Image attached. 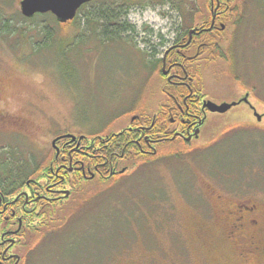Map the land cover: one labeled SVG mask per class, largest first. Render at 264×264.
Returning <instances> with one entry per match:
<instances>
[{"label":"rangeland","instance_id":"rangeland-1","mask_svg":"<svg viewBox=\"0 0 264 264\" xmlns=\"http://www.w3.org/2000/svg\"><path fill=\"white\" fill-rule=\"evenodd\" d=\"M0 2L12 24L31 27L23 38L19 33L0 34V114L15 122L1 124L0 150L9 149L15 160L40 163L50 155L57 134L110 132L126 125L134 112L162 110L169 102L165 77L161 68L151 71L146 55L153 57L147 51L155 47L158 58L176 34L206 23L212 15L211 0H97L83 8L68 30L46 21L48 16H38L57 35L45 42L38 28L21 22L20 1ZM122 2L131 31L106 40V34H98L100 22L95 28L87 25L85 14L117 9ZM247 4L243 21L235 28L227 22L225 31L214 37L223 48L232 33L238 37L236 75L228 61L211 55L206 35L184 52L193 57L189 69L207 98L231 102L253 86L251 106L241 103L222 114L210 113L208 130H223L212 145L203 148L208 136L204 133L185 146L193 152H184L182 144L161 147L152 163L132 173L129 169L110 185L90 188L95 195L109 187L93 197L94 204L75 210L85 199L80 197L79 204L69 199L47 209L46 215L60 218L54 226L69 219L41 242L40 232L26 233L28 242L19 251L34 246L32 264H245L221 228V211L234 198L220 199L216 193H229L223 183L238 180L237 188L251 189L249 197L241 198L264 210V0ZM179 6L189 14L184 16ZM149 8L158 10L166 23L144 21L137 27L129 19L130 10L143 13ZM59 37L67 40L60 42ZM141 94L142 110L130 112ZM251 107L262 114L261 122ZM176 150H182V156ZM42 220L47 227V217ZM262 228L264 245V216Z\"/></svg>","mask_w":264,"mask_h":264},{"label":"flooded vegetation","instance_id":"flooded-vegetation-1","mask_svg":"<svg viewBox=\"0 0 264 264\" xmlns=\"http://www.w3.org/2000/svg\"><path fill=\"white\" fill-rule=\"evenodd\" d=\"M0 1L8 3L12 0ZM18 1L21 3L22 0ZM219 1L211 0L210 25L216 31L224 25L222 21H217L219 16L217 13L213 22V7ZM193 27H198V29L192 34L191 39L189 31L188 41L190 42L200 33L201 37L206 35V31H199L200 25ZM183 33L182 30L176 34L171 44L166 47L161 56H158L162 58L161 72L164 74L163 67L165 66L168 74L164 75L172 86V91L165 92L169 102L162 106V110L151 113L145 110L141 113L134 112L140 108L142 110L141 94L139 96L141 100H136L130 110L134 112L130 120L117 130L85 131L74 134V138L63 136L54 142L59 136L71 132L57 134L51 142L50 155L43 163H40L38 168L34 169L33 173L27 174L13 191L0 189V264H32L34 246L29 247L25 253L19 250L23 248L25 242H28L26 233L30 230L40 232L41 235L37 238V242L47 237L48 221L47 227L42 224L45 223L42 218L47 216L45 213L47 209L61 207L62 203L69 199L79 204L80 197L85 198L82 201L85 207L89 203L94 204L93 197L99 196L109 188L94 195L93 192L90 193V188H93L96 183L102 186L110 185L124 176L129 169L132 173L136 168L152 163L160 155V150L166 146L182 144L185 152V146L196 142L204 133L208 136L203 148L218 140L216 137L217 135L219 137V132L223 130H208L213 120L212 117L209 119V114L222 113L211 111L206 106L208 101L213 100L207 98L203 89L199 87L194 73L190 72V75L188 64L191 61L184 63L182 60L193 58L184 52L186 46L183 40L185 38L177 41V36ZM209 45L207 49H215L214 44ZM252 94H254L253 86L243 96L231 102H239L234 106L241 103L251 106ZM245 96H248L247 101L243 100ZM138 103L139 106L136 109ZM251 110L256 116L255 113L258 111L255 108ZM258 121L261 122L262 119ZM8 122L15 123L0 114V126ZM17 123L22 125L21 121ZM247 126L251 127V124L248 123ZM183 151L176 150L177 153H183ZM223 180L222 178L221 182ZM235 183L231 180L229 184L223 183L229 193H216L220 199L224 196L234 198L229 200L226 208L221 211L223 216L221 228L226 229L227 241L235 243L240 258L245 264H249L247 263L249 261H252V264H264V245L261 239L264 210L258 203H250L251 199L241 198V196L249 197L251 189L246 191V188H237Z\"/></svg>","mask_w":264,"mask_h":264},{"label":"trees","instance_id":"trees-1","mask_svg":"<svg viewBox=\"0 0 264 264\" xmlns=\"http://www.w3.org/2000/svg\"><path fill=\"white\" fill-rule=\"evenodd\" d=\"M97 0H93L89 3L84 4L78 11L77 16L73 19V20H69L65 23H61L57 20L56 16L53 15L52 13H44V14H36L35 16H33V19L27 18L25 16L21 14H19V16L21 17L20 20L21 22L24 21L26 24L28 22H30V24H32L33 26H35V28H38V30L40 31V35L45 42H48L50 40L57 39L56 38V34H54V32L51 30L50 25L47 23L45 24L44 21H49L51 20L52 22H56L62 30H68L69 28H72L73 26H75L78 20V16L79 13L83 10L84 7H86L87 5H92L96 2ZM250 2V0H220L219 2L215 3V7H213V13L214 14H219L217 21H222L224 23L225 28L219 29L218 31L215 30V28L213 26L210 25V20L211 18L206 21V23H201L199 24V31L205 32L207 38H209V44L212 42L215 45V49H212V51L210 52L211 55L213 54V57L215 58H221L224 59L226 61H228L230 63V71L231 73L234 75H236V71L237 70V66H236V62H237V56H238V50H237V44L235 43V41L238 40V37H235V33H232V37L230 38V41L228 42L229 44L226 45L225 48H223V46L219 45V43H215V38L214 37H218L217 35H215L216 33H221L223 31H225L226 29V23H232L231 27L235 28L240 22L243 21V15H245V13L247 12V2ZM125 3H120V5L118 6L117 9L114 8H102L100 10H98L97 13L95 14H85L86 19H88L89 24L87 23V25H92L95 28V25L97 26V24L100 22V24L97 26V30H98V34L100 33L102 34H106V40H110L113 39L114 36H119L120 33L122 32H128L131 31V29H133V26L128 22L127 19V12L124 9L125 8ZM212 7V6H211ZM180 9V11H182V14L184 16L188 15L189 13L187 12L186 8L184 9L182 6L178 7ZM123 11V12H122ZM215 11V12H214ZM212 13V12H211ZM38 16H48V19H38ZM32 20V21H29ZM198 26V25H197ZM193 26L186 28L185 30H183V34H180L179 36H177L178 40H183V38H185L183 40L184 45L186 46L184 48V51L191 48L194 45V42H196L198 40V38L201 37V33L198 34L197 36L193 37V40L190 42L188 41V34L189 31L192 29ZM195 28V27H193ZM198 28V27H197ZM30 30L31 27H23L20 25H14L10 22L9 18H5L4 13L0 10V34H8V36H15L16 33H19L20 36L21 35H26L27 30ZM232 30V29H231ZM22 37V36H21ZM235 37V39H234ZM23 38V37H22ZM60 42H64L65 38H58ZM102 39V40H103ZM196 40V41H195ZM146 43L151 44V42L149 43L148 40H146ZM153 48V50H151V52L148 50L147 52L149 53V56H152V59H149L148 56L146 54L145 51V55L146 58L148 60L147 65H151V71L154 73L156 72V70H159L161 68L162 65V58H156V49L155 47H150ZM189 59L186 58V60L184 61V63L189 62ZM189 73L191 72L190 69L188 68ZM163 77H165V89L164 92H169L172 91L171 89V85L170 83L167 81V78L164 74H161ZM191 75V73H190ZM195 76V74H194ZM255 89V88H254ZM180 91V90H179ZM141 100V98H139V101ZM139 103L136 104V109L138 108ZM191 150V152L195 151V149H186V152L188 153ZM190 152V153H191ZM178 155V157L182 156L179 155L177 152L175 153ZM13 155L11 154V152L9 151V149L7 148H3L2 150H0V189H3L5 191H13L20 183L21 181L27 176V174L29 173H33L36 169L40 166V162H38L36 159H30V160H15L13 159ZM81 207L78 208L81 209L85 206V204L81 203ZM85 208V207H84ZM77 210V212H78ZM51 216V218H50ZM49 214L46 216L48 219V227H52L54 226V223L56 222V220H60V218H55L52 215ZM50 219V220H49ZM69 219V218H68ZM68 219H65L62 221V225H60L61 221L59 223H57L56 225H60V226H54L56 228L49 230L48 235L49 236L51 233L56 232L57 230H62L64 227V224L68 221ZM62 220V219H61ZM67 220V221H66ZM34 251V248H33Z\"/></svg>","mask_w":264,"mask_h":264},{"label":"water","instance_id":"water-1","mask_svg":"<svg viewBox=\"0 0 264 264\" xmlns=\"http://www.w3.org/2000/svg\"><path fill=\"white\" fill-rule=\"evenodd\" d=\"M93 0H22L21 5V12L22 14L27 17L31 18L36 14H44V13H52L56 16L57 20L61 23H65L69 20H73L77 14L79 9L86 3H89ZM216 17V14H213V22ZM222 28H225L222 25ZM198 28H192L190 30V39L192 34L196 32ZM164 74H168V70H165V66L163 67ZM244 101L248 100V96H245ZM239 102H223L221 104H217L213 101H208L206 106L214 112L224 113L229 110L232 106L238 104ZM257 118L260 120L262 119L261 114L258 112L255 113ZM63 136H72L75 137L74 134L68 133L65 135H61L54 140V142Z\"/></svg>","mask_w":264,"mask_h":264},{"label":"clouds","instance_id":"clouds-1","mask_svg":"<svg viewBox=\"0 0 264 264\" xmlns=\"http://www.w3.org/2000/svg\"><path fill=\"white\" fill-rule=\"evenodd\" d=\"M128 16L129 19L137 25V27L142 26L144 21L151 23L153 20H158L159 24L166 23V19H162L158 15V10H152L150 8L144 10L143 13H141L140 10H130ZM159 24L156 25L157 28H159ZM140 47L143 48V44H141Z\"/></svg>","mask_w":264,"mask_h":264}]
</instances>
